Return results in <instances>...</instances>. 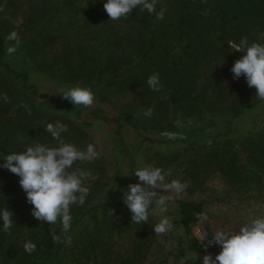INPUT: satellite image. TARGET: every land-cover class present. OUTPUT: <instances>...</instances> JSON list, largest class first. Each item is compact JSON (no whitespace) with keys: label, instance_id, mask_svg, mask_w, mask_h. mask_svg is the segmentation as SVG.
I'll return each instance as SVG.
<instances>
[{"label":"trees","instance_id":"trees-1","mask_svg":"<svg viewBox=\"0 0 264 264\" xmlns=\"http://www.w3.org/2000/svg\"><path fill=\"white\" fill-rule=\"evenodd\" d=\"M82 1L0 0V159L34 141L58 146L44 130L48 123L66 124L61 140L82 150L95 145V126L110 127L109 148L74 165L90 173L84 181L90 194L83 206L71 207L67 234L59 223L54 226L61 243H53L52 225L31 214L19 177L0 167V211L7 207L14 214L10 234L0 221V264H203L205 255L219 252L203 220L209 201L264 214V120L237 133L232 127L264 100L245 77L233 78L230 69L243 53L228 46L244 37L249 44L264 43V0H158L156 11L167 9L162 21L139 8L112 21L103 8L107 0ZM13 30L21 45L9 56L6 49L14 42L5 37ZM153 73H159L160 92L147 85ZM31 75L55 86L90 87L96 101L75 107L61 95L39 92ZM147 108L154 110L151 118L143 116ZM178 119L183 127L176 126ZM165 131L177 138L162 136ZM125 133L142 143L162 136L161 148H143L139 165L170 171L166 182L190 185L182 192L187 198L170 202L177 235H156L151 216L147 224L132 223L122 197L129 184L139 182L133 175L139 167ZM214 177L223 186L221 197H202ZM28 241L37 245L32 254L23 248Z\"/></svg>","mask_w":264,"mask_h":264},{"label":"clouds","instance_id":"clouds-1","mask_svg":"<svg viewBox=\"0 0 264 264\" xmlns=\"http://www.w3.org/2000/svg\"><path fill=\"white\" fill-rule=\"evenodd\" d=\"M202 2L207 3V0ZM157 3L158 0H107L103 8L112 21L128 18L136 8L149 14L155 13L156 20L162 21L167 9L161 8L157 12ZM207 14V10L201 13ZM5 40L14 42L6 49L9 56L14 55L21 45L20 35L13 30ZM228 46L243 53L230 69L233 78L238 80L241 76L245 77L247 86L256 89V97L264 100V43L249 44L248 38L244 37L239 44L229 41ZM147 85L154 92L162 91L159 73L151 74ZM59 95L75 107L89 108L96 101L95 92L90 87L80 85L61 87ZM3 99L8 102L6 94ZM21 106L27 108L24 104ZM153 111L152 108L143 109V116L151 118ZM188 123L191 124L192 120ZM176 126L183 127L182 121L178 119ZM44 130L60 142L58 146L50 147L34 141L26 150L13 152L0 159L3 161L0 167L19 177L18 183L26 193L27 202L33 206L31 214L37 220L52 225L51 239L53 243H61V235L56 233L54 226L59 223L62 226L61 234H67L71 230V207L83 206L90 194V187L84 183L90 173L74 165H77V162H91L98 159L100 154L93 144H88L86 149L82 150L71 143L63 142L61 136L68 131V127L60 121L48 123ZM161 135L168 139L177 138V134L168 131L162 132ZM208 143L210 145L211 141ZM133 175L138 177L139 182L129 184L122 197L123 203L130 211L132 223L147 224L151 215L159 213L161 218L152 230L156 235L167 234L173 227L170 218L164 215L168 211L170 197L156 190H160L163 185L166 192L179 195L190 185L176 179L166 182L171 172L152 165L137 168ZM113 214L114 210L110 209L108 215ZM13 215L7 207L0 211V221L6 234H10L9 230L14 223ZM210 244L219 245L221 251L215 258L211 254L205 255L203 264H264V214L251 217L238 229L216 231ZM23 248L26 253L32 254L37 245L28 241Z\"/></svg>","mask_w":264,"mask_h":264},{"label":"rangeland","instance_id":"rangeland-1","mask_svg":"<svg viewBox=\"0 0 264 264\" xmlns=\"http://www.w3.org/2000/svg\"><path fill=\"white\" fill-rule=\"evenodd\" d=\"M89 0H84L81 2L80 5H84L83 3H87ZM225 79V78H224ZM30 82L34 84V86L37 88V90L41 93L49 94L50 96L59 95L60 88L64 86H55L53 83H50L48 79H46L44 76L41 75H31L30 76ZM253 108L249 113L245 114L243 117H241L239 120H235L233 122V129L234 133L243 131L247 128H252L257 126V124H260L264 120V106L259 109ZM252 120L255 123H252ZM110 127L107 124H100L94 127L93 133H94V142L97 151H100L105 148H109L108 145V135H109ZM162 136L156 135V136H150L149 139L146 140V142H138L134 140V137L131 134L125 133V141L127 144V147L129 148L130 155L135 159V161L138 163V167H141L139 163L142 161L141 158V152L144 147L150 146L151 148H161L164 145V138H161ZM175 147V146H173ZM107 150V149H106ZM105 150V151H106ZM207 192L204 196L205 197L209 193H218L220 196L223 192V186L220 183L218 178H210L207 183ZM156 191H161L164 194L168 195L170 197L169 203H168V211L164 213L172 223L175 222V218L173 216L172 211V199L174 198H185L186 195L183 193H180L179 195L172 193V192H166L164 190L163 185L161 186V189H157ZM221 197V196H220ZM187 198V197H186ZM209 200V199H207ZM232 202H223V203H215L212 204L210 201L207 205V208L205 210V215L203 217V220L207 221L212 229V231L215 233L218 230H235L238 229L240 226L239 223L242 221H248L251 217H254L252 214H246L243 211L232 210L231 208ZM153 226H155L156 223L159 222L161 215L159 213H156L154 215H151ZM194 228V227H193ZM173 234L177 235L180 233V229L173 226L170 230ZM193 232V229H192ZM193 234V233H192ZM199 239L198 237H196ZM219 252L221 251L220 246ZM218 252V254H219ZM194 262V261H193ZM193 262H180L178 264H194Z\"/></svg>","mask_w":264,"mask_h":264},{"label":"built area","instance_id":"built-area-1","mask_svg":"<svg viewBox=\"0 0 264 264\" xmlns=\"http://www.w3.org/2000/svg\"><path fill=\"white\" fill-rule=\"evenodd\" d=\"M193 235L195 236V237H198V238H200V232H199V229L197 228V227H194L193 228Z\"/></svg>","mask_w":264,"mask_h":264}]
</instances>
